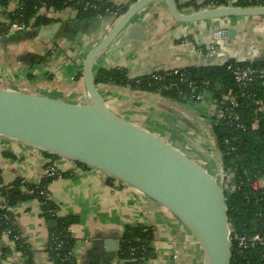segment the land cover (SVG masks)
<instances>
[{"label": "crops", "instance_id": "crops-1", "mask_svg": "<svg viewBox=\"0 0 264 264\" xmlns=\"http://www.w3.org/2000/svg\"><path fill=\"white\" fill-rule=\"evenodd\" d=\"M106 1L120 8L133 3V0ZM206 1L177 0V3L181 12L192 13L205 8L201 5ZM227 1L224 5H236L238 0ZM20 4V0L0 4V21L9 22L11 13ZM122 14L120 11L114 15ZM37 15L51 22L40 27L30 25L12 39L9 37L14 33L0 39V88L84 103L87 93L78 73L85 56L105 36L112 21L106 19L108 16L83 19L79 11L53 6L38 10ZM79 19L84 21L81 28L64 31L67 23ZM56 23L60 27L54 31L52 26ZM229 28L236 31L232 37L228 36ZM219 29L227 33L215 42L213 33ZM215 51L242 64L264 61V16L179 23L170 15L165 1L156 0L98 56L94 68L96 73L102 68L122 67L131 79H136L143 77H138L140 74L147 76L194 66L197 54ZM97 85L111 109L180 148L221 179L222 154L208 131L213 133L212 121L223 94L217 98L213 91L207 90L201 102L192 98L181 102L157 91L110 83ZM256 121L257 118L252 123ZM48 164H55L61 172V176L48 183L52 202L60 215L78 219L71 225L75 264H104L102 258L108 248L116 246L118 240L121 242L126 229L138 224L154 228L151 245L155 264H203L202 249L191 232L173 213L142 192L92 167L61 157L52 159L39 149L0 137V186L18 179L40 183ZM22 189L27 187L23 185ZM11 207L20 238L30 250L22 254L11 240L2 236L0 264H54L46 250L50 222L44 217L42 201L33 197ZM6 246L11 250L4 253ZM119 247L120 243L111 264H132L118 257Z\"/></svg>", "mask_w": 264, "mask_h": 264}, {"label": "water", "instance_id": "water-1", "mask_svg": "<svg viewBox=\"0 0 264 264\" xmlns=\"http://www.w3.org/2000/svg\"><path fill=\"white\" fill-rule=\"evenodd\" d=\"M155 1L136 0L122 15L106 18L112 21L111 28L83 61L87 93L84 103L0 88V137L92 167L132 186L183 223L202 249L203 264H231L233 242L222 177L217 179L191 155L111 109L96 84L94 67L98 56ZM164 1L179 23L264 16V5H218L183 13L177 0ZM83 24L81 19L72 21L64 31ZM59 27V23L52 26L54 31ZM235 32L229 28L228 36ZM14 37L15 34L9 38ZM208 49L212 50V46ZM227 61L215 51L197 54L194 66H223ZM141 76L144 74L138 77ZM119 243L118 240L116 246L108 248L102 258L104 264H111Z\"/></svg>", "mask_w": 264, "mask_h": 264}, {"label": "trees", "instance_id": "trees-1", "mask_svg": "<svg viewBox=\"0 0 264 264\" xmlns=\"http://www.w3.org/2000/svg\"><path fill=\"white\" fill-rule=\"evenodd\" d=\"M10 0H0V4L7 5ZM136 0H133L135 2ZM19 9L11 13V21L23 23L26 26L40 27L44 24H49L50 19L44 16L37 15V12L42 2H46L48 7L53 6L56 9H63L65 7H74L79 11V16L83 19H90L100 16H109L107 9H111L121 14L125 12L128 6L117 7L106 0H20ZM89 3L88 7H84ZM227 0H207L203 5L218 6L227 4ZM236 5L251 6L264 5V0H238ZM200 8V7H197ZM119 9V10H118ZM33 21V22H32ZM8 27L4 24L0 25V39L7 36ZM18 34V33H17ZM229 64H238L233 59L223 66H197L187 67L192 71L198 68V78L200 81H208L207 89L214 92V95L219 98L222 94L233 90L234 93L239 91L235 88L232 77L227 73V66ZM242 64V63H241ZM248 64V63H243ZM252 65L264 66V61L255 62ZM82 77V70L78 73ZM150 75L141 78L131 79L125 68L115 67L110 69H99L95 73L96 84L110 83L116 85H127L141 90H148L156 92L158 86H148V78ZM170 82H175L176 79H169ZM182 94L176 89H163L162 94L173 100L186 102L192 98V93L186 87H181ZM254 90L258 93L259 98L264 99V80L257 81L254 85ZM221 98V97H220ZM257 105L248 99L242 98L241 105L237 109L242 119L247 122L249 128L245 132H232L228 124L224 120L214 122L212 130L215 139L219 145V150L222 153L223 168H231L235 172V177L232 181L234 190L225 189L226 202L228 207V218L231 228V237L233 241V258L231 264H263L260 258L262 249H258L253 254H237V240L236 236L243 233H253L256 225V218L252 208L260 210L263 213L262 220L264 222V195H259V204L256 206L255 202L251 201L246 195H251V183L257 177L264 175V113L256 112ZM258 119V127L252 129L250 126L255 119ZM237 136V150L229 154L226 153L227 145L224 143L226 137ZM52 159H58L59 156L46 153ZM81 166L88 167L81 163ZM54 177L43 178L40 183H25L18 179L12 184L0 186V202L7 199L10 206L17 205L21 201L37 197L40 199L39 192L44 184H48ZM1 183V178H0ZM27 187L26 190L22 186ZM41 200V199H40ZM44 217L49 225V238L46 250L54 264H75L72 257L67 255V252L74 245V238L71 234V225L77 222L74 216H63L58 213V207L53 202H46L43 204ZM3 211L0 210V238L6 229H13L12 240L15 241L16 250L23 249L29 253V246L21 238L15 240L17 235H20L18 225L10 212L11 221L7 223L3 219ZM255 220V222H254ZM154 228L152 226L138 224L134 227L126 229L120 242L118 257L132 264H145V260L154 256L152 242H153ZM11 250L10 246L3 248V252L7 253Z\"/></svg>", "mask_w": 264, "mask_h": 264}, {"label": "built area", "instance_id": "built-area-1", "mask_svg": "<svg viewBox=\"0 0 264 264\" xmlns=\"http://www.w3.org/2000/svg\"><path fill=\"white\" fill-rule=\"evenodd\" d=\"M89 6V3L85 4V8ZM48 8L46 2H42L39 8V11H45ZM78 10V9H77ZM119 10V9H118ZM107 13L109 16L119 13L118 11H112L111 9H107ZM105 16H100V18ZM6 25L8 27L7 35L15 34L17 32L25 31L28 26L19 22H1L0 25ZM227 31L225 29H219L214 32L213 39L214 41H219L226 36ZM229 61H227L228 63ZM225 63V64H227ZM224 64V65H225ZM201 65H198L199 68ZM192 71L185 68H173L169 70H164L161 72H155L150 74L148 78V86L157 85V92L162 93L163 89H176L178 92L182 94L180 90L181 87H186L192 93V99L197 102H201L204 98L205 92L207 89L208 81H200L198 78V71ZM227 73L232 77L234 81L235 88L239 91L238 93H234L233 90H230L228 93L224 94L223 100L218 103L217 111L215 113V123L224 120L226 124L230 127L232 132H245L249 125L245 122L237 109L241 105V99L245 98L253 101L257 105L256 112L262 111L264 113V100L259 98L258 93L254 90V85L257 81L264 80V66H255L252 64H229L227 66ZM176 79L175 82H170L169 79ZM258 121L251 124V128H257ZM237 136L226 137L224 143L227 145L226 153L229 154L232 151L237 150ZM217 142V141H216ZM218 144V143H217ZM219 147V145H218ZM222 154V153H221ZM222 174V184L224 189H228L230 191L234 190L232 186L233 178L235 177V172L231 168H227L226 170L223 168V164L220 167ZM61 176V172L59 168L55 164H48L45 169L42 178L49 177H57ZM110 178H113L109 176ZM115 179V178H113ZM251 195H246V197L251 201V203L255 202L256 206L259 204L260 197L259 195H264V175L257 177L251 185ZM40 199L43 204L46 202H52L51 193L48 188V184H44L43 188L39 192ZM11 206L7 199L0 202V210L3 211V219L7 223L11 221L9 213L11 212ZM254 212L256 220V225L254 226L253 233H243L236 236L237 240V254H253L258 250L262 249L260 252V258L264 264V222L262 220L263 213L260 210L252 208ZM255 222V220H254ZM230 225V224H229ZM71 231V229H70ZM72 234V233H71ZM231 234V228H230ZM13 229L8 228L4 231L3 237L8 240L12 239ZM231 237V235H230ZM15 240H20V235L15 237ZM232 240V237H231ZM233 242V241H232ZM69 257H73V247L69 249L67 252ZM145 264H155V259L153 256L148 257L145 260Z\"/></svg>", "mask_w": 264, "mask_h": 264}, {"label": "rangeland", "instance_id": "rangeland-1", "mask_svg": "<svg viewBox=\"0 0 264 264\" xmlns=\"http://www.w3.org/2000/svg\"><path fill=\"white\" fill-rule=\"evenodd\" d=\"M67 8H72V9H74V10H76V11H78L77 10V8H74V7H72V6H70V7H65V8H63V9H67ZM16 34V33H15ZM6 37H8V36H6ZM56 97H59V95H56ZM214 121V120H213ZM212 121V122H213ZM213 125V124H212ZM209 132V135L213 138V139H215V136H214V133H212L211 131H208ZM215 152V151H214ZM216 153V152H215ZM216 156V155H215ZM215 168L217 169L218 167L215 165ZM15 241H13L12 239H11V241H10V243H14ZM19 251L23 254V253H26L23 249H19Z\"/></svg>", "mask_w": 264, "mask_h": 264}]
</instances>
